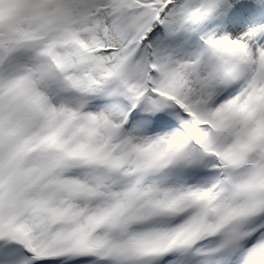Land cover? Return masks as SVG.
I'll list each match as a JSON object with an SVG mask.
<instances>
[{
	"label": "snow or ice",
	"instance_id": "1",
	"mask_svg": "<svg viewBox=\"0 0 264 264\" xmlns=\"http://www.w3.org/2000/svg\"><path fill=\"white\" fill-rule=\"evenodd\" d=\"M0 264H264V0H0Z\"/></svg>",
	"mask_w": 264,
	"mask_h": 264
}]
</instances>
